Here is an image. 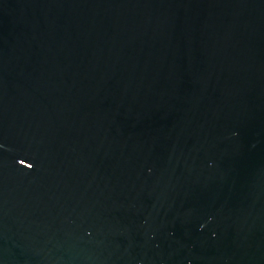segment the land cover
<instances>
[{"label":"water","instance_id":"obj_1","mask_svg":"<svg viewBox=\"0 0 264 264\" xmlns=\"http://www.w3.org/2000/svg\"><path fill=\"white\" fill-rule=\"evenodd\" d=\"M0 264H264V0H0Z\"/></svg>","mask_w":264,"mask_h":264}]
</instances>
